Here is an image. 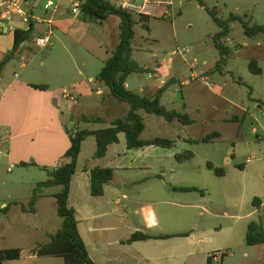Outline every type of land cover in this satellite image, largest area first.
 Wrapping results in <instances>:
<instances>
[{"label": "rangeland", "instance_id": "rangeland-1", "mask_svg": "<svg viewBox=\"0 0 264 264\" xmlns=\"http://www.w3.org/2000/svg\"><path fill=\"white\" fill-rule=\"evenodd\" d=\"M47 1L35 8L30 17L35 21L49 20L59 0H51L54 6L49 10L45 8ZM109 1L118 7L124 1L134 6L143 4V0ZM204 2L217 10L220 19L227 20L233 14L250 25H264V0ZM68 5L60 26L36 24V38L50 34L51 45L32 44L33 52L24 53L21 59L28 68L23 70L21 63L15 61L10 71L38 84L67 90L74 96L78 102L74 109V101L66 102L72 113L63 130L69 136L75 131L108 128L113 120L124 118L130 107L115 100L96 81L119 42L118 26L110 27L109 23L120 19L112 17L111 22L100 24L84 22L80 14L74 16L72 5ZM133 15L138 24L134 29L132 57L145 71L128 78V89L152 98L167 83L161 105L189 115L194 124L169 123L140 112L145 124L142 139L163 138L175 145L172 149L128 150L126 144H121L111 149L104 164L116 167L120 153L121 168L126 164L131 169L121 170V227L116 225L117 217L101 226L117 228L97 232L93 240L111 245L103 253L91 247V253L103 264H113L120 256L122 262L143 264H207L210 256L218 258L213 264H264V244L250 246L246 241L252 222L264 224V108L258 106L264 103V36L247 38L242 25L232 23L231 34L223 41L229 54L217 67L221 55L213 37L220 28L197 0H157L150 9V32L139 21L144 14ZM72 21H76L75 25ZM253 59L258 61L261 75L250 71ZM72 84L88 86L92 100L86 103L70 88ZM99 90L102 94L98 95ZM96 119L103 123L87 122ZM45 127L41 145L45 162L52 164L65 144V137L57 133V120L48 115ZM213 133L220 137L205 142ZM93 143L94 138L85 145L83 163L93 158ZM187 152L192 153V159L178 163L176 156ZM208 163L224 168L225 177H217L207 168ZM44 166L22 169L0 161V250L23 251L21 259L4 264H53L49 259L32 256L34 249L49 243L51 235L62 226L53 197L59 187L46 189V197L36 205L39 214L31 212V199L38 184L48 179V171L54 170L52 165ZM182 187L198 191L174 190ZM255 198L262 201L261 207L254 206ZM99 201L102 200L90 196L89 200L79 201V205L87 208ZM138 231L152 236H192L128 245L127 241ZM83 236L89 242L84 231ZM119 240L125 244H121V252L116 244Z\"/></svg>", "mask_w": 264, "mask_h": 264}, {"label": "trees", "instance_id": "trees-1", "mask_svg": "<svg viewBox=\"0 0 264 264\" xmlns=\"http://www.w3.org/2000/svg\"><path fill=\"white\" fill-rule=\"evenodd\" d=\"M80 3V19L84 22L102 23L110 17H117L121 21V30L119 43L114 50L112 56L106 61L104 68L98 75L96 81L98 84L105 86L110 95L121 104H128L129 112L124 118H118L111 122L110 127L99 130H81L70 134V148L65 154V158L69 159L68 163H64L60 167L48 171V179L45 182L39 183L33 197L31 205L34 207L37 201L43 197L46 189L59 187L60 191L53 197L57 204V214L62 219L61 228L53 235L51 241L46 244H40L34 249L33 253L38 257H54L61 258L65 264H96L89 255L87 246L80 235L78 228L77 212L74 208L69 206V198L71 192V184L74 176L77 173L78 161L82 151V146L85 140L91 136L95 137L97 143L96 157L99 159L105 158L108 154L109 147L113 144L119 143L120 135L125 136L126 146L128 150L142 149L146 147H158L163 149H172L174 142L168 139L156 138L150 140L142 139V134L145 131L144 119L140 115L141 111L147 114L163 118L169 123L175 121L180 122L184 126L194 124V121L187 114H182L176 111H170L161 105V98L166 91L167 83L160 88L154 97L148 98L138 93L132 92L128 89L127 80L133 74L144 73L141 68L133 60V40L135 38V26L138 21L133 15V12L124 9L122 6L118 7L112 4L109 0H76ZM201 7L210 14L214 22L220 28L219 33L214 37V43L219 50L221 58L217 64L220 67L226 60L229 54L228 48L223 41L228 38L232 31V23L239 22L244 30V35L247 38L253 39L258 35L264 36V25L254 24L237 15H231L227 20L220 19L216 9H210L204 0H197ZM152 18L149 15H142L139 18L140 22L145 23V28L150 32L149 22ZM30 27L27 31L15 30V43L13 50L7 55L5 60L0 63V73L3 68L19 54L24 48L21 46L29 42L34 34L35 23L30 20ZM249 69L253 74L261 75L262 69L259 67L256 59L251 60ZM32 87L40 90H46L45 85H33ZM264 108V103L258 105ZM89 123H103L102 120L87 121ZM219 133L209 135L204 141L208 142L219 138ZM192 153L187 152L182 155H177L178 163L183 164L192 159ZM20 166H36L30 163H21ZM207 168L214 172L217 177H225L226 172L224 168H216L212 163H208ZM240 169H243L240 167ZM115 179V170L112 168L96 167L90 170V193L92 197L98 198L105 194L107 185L113 183ZM177 192H196L195 188H175ZM262 201L259 198L254 199V206L261 207ZM8 207L5 208L7 210ZM26 211V209H24ZM189 234L178 235H159L152 236L141 232H136L127 241V244L135 242L149 241V240H165L173 237H188ZM247 244L250 246L264 244V225L262 222H252L249 225L247 237ZM22 257V250L19 248L2 249L0 250V264L6 261L19 260ZM208 258L207 264H213V258Z\"/></svg>", "mask_w": 264, "mask_h": 264}, {"label": "crops", "instance_id": "crops-1", "mask_svg": "<svg viewBox=\"0 0 264 264\" xmlns=\"http://www.w3.org/2000/svg\"><path fill=\"white\" fill-rule=\"evenodd\" d=\"M45 0H34L33 4L30 8L31 13L33 15V10L37 7H40ZM51 1V0H48ZM47 1V2H48ZM53 2V1H52ZM76 0H59L58 6H55L54 13L51 15L50 19H41L35 21L30 17V20L35 23L36 32V24H44L47 23L49 26L55 27V25H61V19L66 17L68 4L72 5V13H73V5ZM54 3V2H53ZM47 10V9H46ZM49 10V9H48ZM74 14V13H73ZM74 16L78 17V14H74ZM112 17L104 22H111ZM65 25L70 22L64 21ZM75 25L76 21H72ZM103 23V22H102ZM100 24V23H93ZM111 25L118 26L119 37L121 30V21H114V23H109ZM30 27L29 23H25L22 19H17L13 22L2 24L0 26V63L5 60L7 55L13 50L15 43V30H24L27 31ZM33 34L32 39L29 42L24 43L21 48H24L19 54H17L12 60L7 62L2 72L0 73V161L5 160L13 165L18 166L22 169L28 168H44L45 165H52L55 168L60 167L64 163H68L69 159L65 158V154L70 148V134L69 136L64 133V122L66 123L70 120L71 109H69L66 105V102H69L71 99H74V96L70 94V98L64 95V91L53 89L50 85H45L47 87L46 90H40L32 87L33 85H44L38 84L36 82H32L22 78V76H18L16 73H11L10 68L11 64L15 61L21 63V68L26 70L28 66L25 63H22V57L24 53H32L33 49L31 47L32 44H35L36 36ZM50 36L47 34L46 36ZM42 37V36H41ZM51 39V38H50ZM119 43V42H118ZM118 45V44H117ZM53 46V44H52ZM117 47V46H116ZM116 49V48H115ZM14 75V77H13ZM77 94H80L86 103H89L93 98L92 90L89 89L88 86H75L72 84L70 87ZM15 92L14 95L9 97L11 92ZM97 94H102V91H98ZM9 98V99H7ZM75 100V99H74ZM70 101V102H71ZM77 101L75 103L71 102L73 109L77 105ZM130 108H127L129 112ZM47 115L51 117V119H56L60 124V130L57 131L58 134L65 137V144H63V148L59 153L56 154L54 161L52 164H47L45 158V149L41 145V137L45 131V122ZM95 129L91 130L94 131ZM125 137V136H124ZM94 138V156L92 159L85 160L83 163V153L85 145L88 140ZM121 144H126L125 138L122 139L121 135L119 137V143L113 144L109 147L108 154L105 158L99 159L96 157L97 143L95 137L91 136L85 140L82 146V151L78 161V169L77 173L74 176L71 184V192L69 198V206L74 208L77 212V220H78V228L81 237L83 238L89 255L92 260L96 264H103L99 262L91 253V247H93L94 251H99L100 253L106 252L107 248L110 247V243H102L97 239H92V237H96V233L100 231H106L114 229L115 227L110 228H102L101 226L106 223H111L113 217H117L118 227H121V170L127 171L131 170L129 166L126 164H122L123 168H121V154L117 153L116 160L118 164L116 167L110 166L106 164L108 162L109 154L111 149L114 146H120ZM42 148V149H40ZM42 150V152H41ZM126 156V155H125ZM104 162H106L104 164ZM21 163H30L35 164L36 166H28L23 167L20 166ZM49 163V162H48ZM131 165H134V161L130 162ZM44 166V167H43ZM82 166V167H81ZM100 167V168H112L115 170V179L112 184L107 185L105 188V194L102 197H98L96 199L102 200L97 203H92L87 208H82L79 205V201L89 200L90 193V170ZM9 171L12 173L13 169L9 168ZM45 192L42 198H45ZM52 197V196H51ZM92 197V196H91ZM114 197L116 200L113 201ZM40 198L36 205L42 200ZM95 198V197H92ZM77 201L72 204V201ZM35 205V206H36ZM5 207V205H4ZM57 208V204H56ZM26 212V211H25ZM24 212V213H25ZM31 212L35 215L39 214L38 206L32 209ZM264 225V224H263ZM83 231L87 237H89V242H87L83 236ZM139 232V231H138ZM143 233V232H141ZM146 234V233H144ZM149 235V234H147ZM192 234H189L188 237H191ZM152 241V240H150ZM197 242H200L197 239ZM136 243V242H135ZM117 246H119V252H121V244L125 245L121 240L116 242ZM134 244V243H133ZM130 245V244H128ZM194 253V252H190ZM23 254V251H22ZM32 256L39 258L50 260L53 264H65L64 260L61 258L54 257H38L32 252ZM116 262L113 264H143L142 261H138L136 263H126L121 261V256L116 258ZM218 258L214 257V261ZM62 260V261H60ZM131 262V261H130Z\"/></svg>", "mask_w": 264, "mask_h": 264}, {"label": "built area", "instance_id": "built-area-1", "mask_svg": "<svg viewBox=\"0 0 264 264\" xmlns=\"http://www.w3.org/2000/svg\"><path fill=\"white\" fill-rule=\"evenodd\" d=\"M33 1L34 0H0V26L2 24L13 22L17 19H22L25 23H29L31 13L30 8ZM155 3H157V0H143V4L141 6H134L128 1H124L121 6L132 12L149 15L150 9ZM53 6L54 3L52 1H48L45 8L48 10ZM73 13L76 15L80 13V3L78 1H76L73 5ZM35 44L40 47H48L51 45L50 36L38 37L35 40ZM64 94L70 98V94L67 90L64 91ZM72 101L75 103L74 99H72Z\"/></svg>", "mask_w": 264, "mask_h": 264}, {"label": "water", "instance_id": "water-1", "mask_svg": "<svg viewBox=\"0 0 264 264\" xmlns=\"http://www.w3.org/2000/svg\"><path fill=\"white\" fill-rule=\"evenodd\" d=\"M231 154H232V151L229 153V156H231Z\"/></svg>", "mask_w": 264, "mask_h": 264}]
</instances>
